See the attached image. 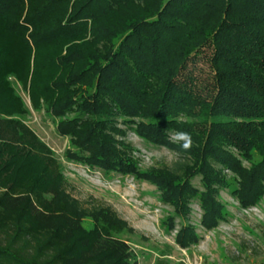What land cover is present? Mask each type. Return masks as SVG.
Returning a JSON list of instances; mask_svg holds the SVG:
<instances>
[{
    "label": "trees",
    "instance_id": "1",
    "mask_svg": "<svg viewBox=\"0 0 264 264\" xmlns=\"http://www.w3.org/2000/svg\"><path fill=\"white\" fill-rule=\"evenodd\" d=\"M15 86L69 139V161L149 182L184 221L198 200L216 229L222 190L244 208L264 198V0H0V264H140L133 230L66 195L54 153L8 119L29 114ZM121 125L183 163L140 171ZM199 240L189 224L176 234L183 249Z\"/></svg>",
    "mask_w": 264,
    "mask_h": 264
},
{
    "label": "rangeland",
    "instance_id": "2",
    "mask_svg": "<svg viewBox=\"0 0 264 264\" xmlns=\"http://www.w3.org/2000/svg\"><path fill=\"white\" fill-rule=\"evenodd\" d=\"M199 69L200 80L208 82V63L201 62ZM15 90L29 114L22 117L18 109L15 113L19 114L8 119L22 122L54 153L63 167L66 195L84 210L111 209L133 230L125 239L136 252L140 264H155L158 259L171 264H264V198L257 205L244 208L229 191L222 190L220 200L229 215L216 229L207 231L201 225L203 212L198 200L191 202L189 219L184 221L176 217L172 206L161 201L160 193L149 182L134 176L107 174L69 161L66 158L69 139L58 134L56 121L44 109L39 112L33 108L29 89L24 91L15 86ZM120 128L126 131L125 140L134 147L140 171L163 167L178 169L183 163L179 154L140 139L134 127L127 129L121 125ZM33 154L47 156L37 147L33 148ZM244 166L249 167V164L244 162ZM226 174L233 177L230 172ZM193 185L202 190L200 178H196ZM169 217H175V229L170 231L166 225ZM187 224L195 227L200 240L183 249L176 243V234Z\"/></svg>",
    "mask_w": 264,
    "mask_h": 264
},
{
    "label": "clouds",
    "instance_id": "3",
    "mask_svg": "<svg viewBox=\"0 0 264 264\" xmlns=\"http://www.w3.org/2000/svg\"><path fill=\"white\" fill-rule=\"evenodd\" d=\"M170 139L179 144L184 151H188L192 147V137L189 132L177 131L172 134Z\"/></svg>",
    "mask_w": 264,
    "mask_h": 264
},
{
    "label": "built area",
    "instance_id": "4",
    "mask_svg": "<svg viewBox=\"0 0 264 264\" xmlns=\"http://www.w3.org/2000/svg\"><path fill=\"white\" fill-rule=\"evenodd\" d=\"M172 134H173V133H170V134H169V139H170V137L172 136ZM170 141L173 142L171 139H170Z\"/></svg>",
    "mask_w": 264,
    "mask_h": 264
}]
</instances>
